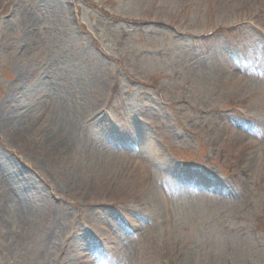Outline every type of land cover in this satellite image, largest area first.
I'll list each match as a JSON object with an SVG mask.
<instances>
[{
  "label": "rangeland",
  "instance_id": "obj_1",
  "mask_svg": "<svg viewBox=\"0 0 264 264\" xmlns=\"http://www.w3.org/2000/svg\"><path fill=\"white\" fill-rule=\"evenodd\" d=\"M8 204L0 264H264V0H0Z\"/></svg>",
  "mask_w": 264,
  "mask_h": 264
},
{
  "label": "bare ground",
  "instance_id": "obj_2",
  "mask_svg": "<svg viewBox=\"0 0 264 264\" xmlns=\"http://www.w3.org/2000/svg\"><path fill=\"white\" fill-rule=\"evenodd\" d=\"M20 81L21 80H19V78H18V80H17L15 85L19 86ZM48 95H51L50 92H48ZM17 130H14V131L16 132ZM19 135H18V138L21 141V139H22L21 138V133ZM63 146H65V145L62 144V147ZM120 158L122 159V162L119 163L118 160H117V162L119 163V166H121V163L126 162V160L123 158V156H121ZM121 167H123L124 170H128L129 172H131L132 170H134V171L138 170V169H136L135 167H132V165H129V164H126L125 166H121ZM9 206L10 205L8 204V210L7 211H5L4 209L0 210V235H3L5 237H7L5 229H7L8 223L10 221L13 222V225L15 227V232L9 231L8 235H9V239L12 241V243H11L12 247H16V245L18 244L20 239L23 238V235L26 234V233L27 234L29 233L30 227L32 226V220H30L27 217V214H25V213L22 214V213L16 211L15 209H13V208H9ZM26 221H28V222H26ZM104 223H103V226L105 225ZM9 227H13V226L10 225ZM0 237H1V240H2V236H0ZM7 259H8V255H6L4 258H2V260H4V261H7ZM82 260H84V258Z\"/></svg>",
  "mask_w": 264,
  "mask_h": 264
}]
</instances>
